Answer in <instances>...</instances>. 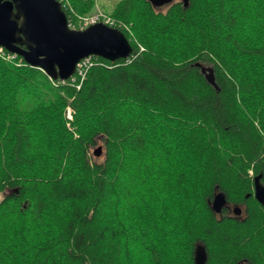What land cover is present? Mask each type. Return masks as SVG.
<instances>
[{"label":"trees","instance_id":"obj_1","mask_svg":"<svg viewBox=\"0 0 264 264\" xmlns=\"http://www.w3.org/2000/svg\"><path fill=\"white\" fill-rule=\"evenodd\" d=\"M94 2L70 0L69 22ZM111 16L133 53L83 76L0 52V264H195L199 245L205 264H264V0ZM217 191L246 215H218Z\"/></svg>","mask_w":264,"mask_h":264},{"label":"water","instance_id":"obj_2","mask_svg":"<svg viewBox=\"0 0 264 264\" xmlns=\"http://www.w3.org/2000/svg\"><path fill=\"white\" fill-rule=\"evenodd\" d=\"M162 5L172 0H150ZM185 5L189 0H183ZM0 46L18 54L31 66L42 69L52 79L67 80L86 57L100 56L110 61L128 58L133 46L125 32L104 21H97L84 28L72 27L60 0H0ZM208 81L217 87L213 77ZM103 146L94 149L100 156ZM255 197L264 205V184L260 176L254 180ZM227 203L226 194L217 191L212 209L221 212ZM236 206L235 214H241ZM206 249L199 245L195 251V264H205Z\"/></svg>","mask_w":264,"mask_h":264},{"label":"built area","instance_id":"obj_3","mask_svg":"<svg viewBox=\"0 0 264 264\" xmlns=\"http://www.w3.org/2000/svg\"><path fill=\"white\" fill-rule=\"evenodd\" d=\"M62 5L64 6H69L72 8L70 1L69 0H60ZM97 21H104L110 25H114L116 23V21L114 20V18L109 15V14H105L102 12L96 13V14H91L89 16H84L82 17V19L80 20V27H85L91 23L97 22ZM70 23V22H69ZM70 25L76 26L74 23H70ZM4 47L0 46V52H4ZM91 64V56L83 58L78 64H77V69L75 74L78 72L79 75H84L85 70L87 69V67ZM75 74L71 77L73 78L75 76ZM69 78V79H71ZM68 80V79H67ZM67 80H62V81H67ZM67 116L69 118H72V111L69 108L68 112H67Z\"/></svg>","mask_w":264,"mask_h":264},{"label":"rangeland","instance_id":"obj_4","mask_svg":"<svg viewBox=\"0 0 264 264\" xmlns=\"http://www.w3.org/2000/svg\"><path fill=\"white\" fill-rule=\"evenodd\" d=\"M69 1H70V0H69ZM118 1H119V0H95L92 9H91L89 12H87V13H85V14H82V15H80V16L78 17V19H79L78 26L76 25V23H74V24L76 25L75 27H76V28H81V27H80V20H81L82 17H84V16H89V15H91V14H96V13H99V12H102V13H105V14H109V15H111L112 9L115 7V5L117 4ZM70 4H71V3H70ZM167 4H168V3H164V4H162V5H158V6H160V7H162V8H165V7L167 6ZM71 6H72V4H71ZM74 12H75V10H74ZM142 48H143V47H142ZM21 106L26 107V105H25L24 103H22ZM69 108H70L71 111H72L71 106L68 105V106L66 107V115H68L67 112H68V109H69ZM72 113H73V111H72ZM70 119H71V118H70ZM95 148H96V147H95ZM95 148L92 149V153L94 152V149H95ZM103 153H104V150L102 151V154H101L100 156H97V155H95V154H93V156H94V158H95L96 160L101 161V160H103V157H104ZM251 173H252V171H251ZM139 243H140V242H139L138 240L135 242L136 245L139 244Z\"/></svg>","mask_w":264,"mask_h":264},{"label":"flooded vegetation","instance_id":"obj_5","mask_svg":"<svg viewBox=\"0 0 264 264\" xmlns=\"http://www.w3.org/2000/svg\"><path fill=\"white\" fill-rule=\"evenodd\" d=\"M254 197H255V186H254ZM248 195H250V194H248ZM247 195V196H248ZM227 197V196H226ZM256 198V197H255ZM214 199V198H213ZM213 201V200H212ZM263 205V204H262ZM236 206H240L241 207V209H242V211H241V214L240 215H237V214H235V212H234V209H235V207ZM228 210V214L229 215H233V216H236V217H244L245 215H246V208H245V205H243V204H241V205H236V204H234L233 202H230L229 200H228V198H227V203H226V205L224 206V208L222 209V211L221 212H217V214L218 215H222V214H224L223 212L225 211V210ZM239 264H246V263H244V262H242V263H239Z\"/></svg>","mask_w":264,"mask_h":264},{"label":"bare ground","instance_id":"obj_6","mask_svg":"<svg viewBox=\"0 0 264 264\" xmlns=\"http://www.w3.org/2000/svg\"><path fill=\"white\" fill-rule=\"evenodd\" d=\"M72 27H75V26H73V25H71ZM112 26H114V25H112ZM86 27V26H85ZM116 27V26H115ZM81 28H84V27H81ZM94 56V55H93Z\"/></svg>","mask_w":264,"mask_h":264}]
</instances>
